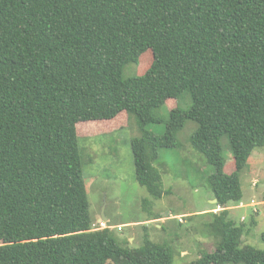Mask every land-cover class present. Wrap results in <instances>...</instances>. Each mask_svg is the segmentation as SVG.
I'll return each instance as SVG.
<instances>
[{
    "label": "trees",
    "instance_id": "1",
    "mask_svg": "<svg viewBox=\"0 0 264 264\" xmlns=\"http://www.w3.org/2000/svg\"><path fill=\"white\" fill-rule=\"evenodd\" d=\"M147 52L145 72L124 77ZM186 94L163 134L146 129ZM120 113L137 121L135 179L155 199L161 150L196 123L190 146L214 166L206 180L222 209L203 223L214 250L186 264H264L229 208L264 148V0H0V264H173L166 243L145 236L128 248L92 228L77 125Z\"/></svg>",
    "mask_w": 264,
    "mask_h": 264
},
{
    "label": "rangeland",
    "instance_id": "2",
    "mask_svg": "<svg viewBox=\"0 0 264 264\" xmlns=\"http://www.w3.org/2000/svg\"><path fill=\"white\" fill-rule=\"evenodd\" d=\"M151 61L150 52L143 54L137 65L124 68V77L143 74ZM188 104V94L186 97L168 100L158 111L162 122L149 123L146 129L155 134H163L169 111L176 106L186 108ZM195 128L196 123L187 120L177 134L179 146L161 150L154 166L160 171L165 193L160 199H155L135 179L130 139L140 134L136 119L120 113L109 121L79 122L78 142L83 152V162H87L83 164V173L93 229L111 228L119 244L128 248L140 246L145 236L152 241L166 243L171 248L173 264L189 263L201 251L214 250V238L203 232V223L210 219V214L200 215L195 211L206 207L216 208L215 204H209L213 193L206 180L215 168L191 148L189 138ZM223 144L226 161L224 171L231 173L234 171V163L226 138ZM239 179L243 192L241 202L244 205L232 203V213L237 221L244 217L250 226L249 232L243 237V243L264 250V242L261 240L264 232L263 147H256L252 151L244 169L239 173ZM251 199L259 202L255 216L257 222L253 226L250 223L252 208L248 205ZM190 212L193 214H186ZM102 214L107 218L104 225L99 224ZM174 214L184 215L172 216ZM162 220H165L164 223H161ZM157 223L167 228L158 229Z\"/></svg>",
    "mask_w": 264,
    "mask_h": 264
},
{
    "label": "crops",
    "instance_id": "3",
    "mask_svg": "<svg viewBox=\"0 0 264 264\" xmlns=\"http://www.w3.org/2000/svg\"><path fill=\"white\" fill-rule=\"evenodd\" d=\"M214 198H213V196L211 197V198H209V204H215L214 203ZM215 207H213V208H209V207H206V208H202V209H200V210H197V211H195V213H198V214H200V215H205V214H207V213H209V212H211V211H213L212 209H214ZM230 209H231V207H229ZM217 213V212H216ZM186 214H193V213H186ZM179 215H184V214H174V215H172V216H179ZM234 215V214H233ZM163 216V215H162ZM163 218H166V219H168V220H170L168 217H163ZM178 220V219H177ZM240 220H241V218H240ZM239 220V221H240ZM163 222H161V223H164V221L165 220H162ZM156 227L158 228V229H160L161 227H165L164 225H162V224H159V223H157L156 224ZM165 228H167V227H165ZM164 230V229H163Z\"/></svg>",
    "mask_w": 264,
    "mask_h": 264
},
{
    "label": "built area",
    "instance_id": "4",
    "mask_svg": "<svg viewBox=\"0 0 264 264\" xmlns=\"http://www.w3.org/2000/svg\"><path fill=\"white\" fill-rule=\"evenodd\" d=\"M243 205H244V203L240 202L237 206H243ZM248 205L252 208V213L255 214V213L258 212V207H257L259 205L258 201H255L254 199H251L250 202L248 203ZM221 209H222L221 206H216V208L213 209V212H218ZM241 220H244V217H242ZM179 221H181L180 217H179ZM99 224L104 225L105 222L102 221V220H99ZM94 230H96V229H94Z\"/></svg>",
    "mask_w": 264,
    "mask_h": 264
},
{
    "label": "water",
    "instance_id": "5",
    "mask_svg": "<svg viewBox=\"0 0 264 264\" xmlns=\"http://www.w3.org/2000/svg\"><path fill=\"white\" fill-rule=\"evenodd\" d=\"M214 203L216 202V199L213 200ZM100 220L106 222L107 221V218L104 216V214H102V216L100 217Z\"/></svg>",
    "mask_w": 264,
    "mask_h": 264
}]
</instances>
